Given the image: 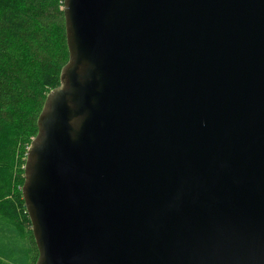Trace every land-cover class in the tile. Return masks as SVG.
I'll return each instance as SVG.
<instances>
[{"label":"water","instance_id":"water-1","mask_svg":"<svg viewBox=\"0 0 264 264\" xmlns=\"http://www.w3.org/2000/svg\"><path fill=\"white\" fill-rule=\"evenodd\" d=\"M63 11L22 188L36 264H264V0Z\"/></svg>","mask_w":264,"mask_h":264},{"label":"trees","instance_id":"trees-1","mask_svg":"<svg viewBox=\"0 0 264 264\" xmlns=\"http://www.w3.org/2000/svg\"><path fill=\"white\" fill-rule=\"evenodd\" d=\"M64 0H0V264H36L22 188L48 95L69 62Z\"/></svg>","mask_w":264,"mask_h":264}]
</instances>
